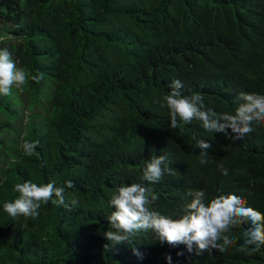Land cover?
I'll return each mask as SVG.
<instances>
[{
	"label": "trees",
	"instance_id": "obj_1",
	"mask_svg": "<svg viewBox=\"0 0 264 264\" xmlns=\"http://www.w3.org/2000/svg\"><path fill=\"white\" fill-rule=\"evenodd\" d=\"M4 47L28 79L0 95V264H169V254L170 264H264V246L242 250L243 224L228 233L234 245L202 255L151 230L131 246L103 236L125 183L150 187L151 207L174 218L200 189L209 199L247 190V206L264 213V122L233 141L196 120L171 129L161 106L176 79L217 113L234 114L241 92L264 95V0H0ZM26 140L39 141L30 157ZM161 154L173 174L148 184L145 164ZM27 180L72 181L67 206L41 202L35 218H12L3 205Z\"/></svg>",
	"mask_w": 264,
	"mask_h": 264
},
{
	"label": "clouds",
	"instance_id": "obj_2",
	"mask_svg": "<svg viewBox=\"0 0 264 264\" xmlns=\"http://www.w3.org/2000/svg\"><path fill=\"white\" fill-rule=\"evenodd\" d=\"M40 78L31 77L37 83ZM27 79L28 74L24 68L17 66L8 48H0V95H10L14 86L18 88L24 85ZM169 87L170 91L162 98L161 106L169 110L171 129L196 120L206 132L223 133L226 139L235 141L252 133L254 122H264L262 94L241 92L234 114H228L206 107L203 95L198 92L183 95V84L179 79L173 80ZM38 144L39 141L26 140L22 145L24 153L29 157L34 155ZM197 145L201 149L200 163L204 164L211 144L201 139ZM172 174L173 169L166 154L151 156L143 169V178L148 184H155L165 175ZM223 175H228L227 169ZM73 187L72 181H67L65 186H57L55 180L46 184L27 180L15 184L14 190L19 196L6 202L3 208L12 218H35L39 215L41 202L47 204L51 201L67 206L66 190ZM250 194L245 190L244 195L221 193L209 199L204 189L189 191L187 195L191 199L186 203L183 214L174 218L162 215L151 207L158 197L150 187L140 183L121 184L115 188L108 202L114 211L107 216L111 227L103 232V236L112 245L127 243L131 246L142 231L151 230L161 245H184L189 253L194 251L196 255H202L213 250L223 253L227 247L234 245L237 238L228 233L243 224L248 226L243 233L241 248L251 255L264 246V213L247 206L246 196ZM70 203L75 206L79 201L73 196ZM133 252L140 255L136 249ZM177 255H183V252ZM165 258L170 264L171 255Z\"/></svg>",
	"mask_w": 264,
	"mask_h": 264
},
{
	"label": "rangeland",
	"instance_id": "obj_3",
	"mask_svg": "<svg viewBox=\"0 0 264 264\" xmlns=\"http://www.w3.org/2000/svg\"><path fill=\"white\" fill-rule=\"evenodd\" d=\"M13 99H15V101H18L16 104H19V105L21 104V102L19 101V98L18 97H13Z\"/></svg>",
	"mask_w": 264,
	"mask_h": 264
}]
</instances>
